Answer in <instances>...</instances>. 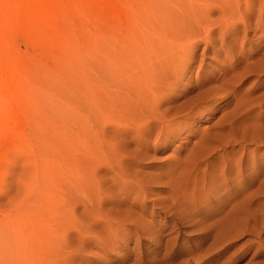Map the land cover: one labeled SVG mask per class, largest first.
<instances>
[{
    "label": "rangeland",
    "instance_id": "374dc122",
    "mask_svg": "<svg viewBox=\"0 0 264 264\" xmlns=\"http://www.w3.org/2000/svg\"><path fill=\"white\" fill-rule=\"evenodd\" d=\"M219 1L0 0V264H264L262 2Z\"/></svg>",
    "mask_w": 264,
    "mask_h": 264
},
{
    "label": "bare ground",
    "instance_id": "6f19581e",
    "mask_svg": "<svg viewBox=\"0 0 264 264\" xmlns=\"http://www.w3.org/2000/svg\"><path fill=\"white\" fill-rule=\"evenodd\" d=\"M220 1H222V0H220ZM219 1V2H220ZM233 1V0H232ZM241 1V0H240ZM197 2V1H196ZM234 2H237V6H236V8H234V6H235V4H232L231 2H229V4H227V2L226 1H222V3H220V6H219V8H220V10L223 12V11H226L225 9H229V10H231V12H235L236 10L238 11V13L240 12V15H241V11H239L238 10V8H239V6H240V2L238 3V0L237 1H235L234 0ZM242 2H244V9L246 10V14H249L250 12H248V10L251 8L250 6H252V7H254L253 6V4H254V2H262L261 3V5H262V8H263V13H262V17H263V15H264V0H243V1H241V3ZM194 3V2H193ZM150 4V3H149ZM186 4H188V3H185V5ZM196 4V3H195ZM194 4V5H195ZM238 4H239V6H238ZM251 4V5H250ZM257 4V3H256ZM260 4V3H259ZM151 5V4H150ZM184 5V6H185ZM204 5V4H203ZM152 6V5H151ZM196 6V5H195ZM202 6V5H201ZM147 7V6H146ZM198 7V6H197ZM148 8V7H147ZM195 8V7H194ZM262 8H260V9H262ZM185 9V8H184ZM200 9V8H199ZM240 9V8H239ZM243 9V10H244ZM152 10V9H151ZM193 10L194 9H192V6H189V13H191V12H193ZM219 10V11H220ZM228 10V11H229ZM235 10V11H234ZM145 12H146V10H145ZM144 12V13H145ZM198 12V11H197ZM196 12V13H197ZM252 12V11H251ZM200 13V12H199ZM148 15H149V13H147ZM146 14V15H147ZM154 14V13H153ZM193 14V13H192ZM200 14H203V13H200ZM225 14V13H224ZM223 14V15H224ZM235 15H236V13H234ZM151 15H152V11H151ZM156 15V14H155ZM222 15V16H223ZM239 15V14H238ZM143 16H144V14H143ZM150 16V15H149ZM233 17V16H232ZM240 17V16H239ZM243 17H244V15H243ZM144 18V17H143ZM190 18V17H189ZM231 18V17H230ZM243 19V18H242ZM222 20V19H221ZM228 20V19H227ZM231 20V19H230ZM234 20V19H233ZM262 20V19H261ZM223 21H225V20H223ZM235 21V20H234ZM261 22V21H260ZM223 23V22H222ZM232 23V22H231ZM259 23V22H258ZM195 24H198V23H195ZM235 25V24H234ZM200 28V27H199ZM192 29V28H191ZM196 29H197V27H196ZM257 29H260L259 28V26H257ZM174 30V29H173ZM195 30V29H194ZM203 30H204V27H203ZM187 31V30H186ZM193 31V30H192ZM221 31V30H220ZM188 33V32H187ZM205 33V32H204ZM171 34H173V33H171ZM193 35V34H192ZM191 35V36H192ZM195 35H197V34H195ZM169 36H170V34H169ZM182 36V35H181ZM174 37V36H173ZM208 37H210V36H208ZM172 38V37H171ZM194 39V38H193ZM172 40V39H171ZM174 40V39H173ZM175 40H176V38H175ZM198 40V39H197ZM146 41V40H145ZM160 41V40H159ZM187 41V40H186ZM145 43V42H144ZM154 43H156V41L154 42ZM162 43H163V45H164V42L162 41ZM172 43V42H171ZM187 43H189V42H187ZM221 43V42H220ZM149 44H150V42H149ZM173 45H174V41H173V43H172ZM139 45H140V42H139ZM147 45V44H146ZM157 45V44H156ZM161 45V44H160ZM178 46L179 45H177L176 46V48H178ZM138 47V46H137ZM143 47V46H142ZM157 47V46H156ZM161 48V47H160ZM170 48V47H169ZM175 48V47H174ZM141 49V48H140ZM156 49V48H155ZM172 49H173V46H172ZM151 50V49H150ZM163 50V49H162ZM178 51V50H177ZM139 52V51H138ZM155 52H156V50H155ZM176 52V51H175ZM179 52V51H178ZM178 52H177V54H178ZM139 53H141V51L139 52ZM160 53H162V51L160 52ZM164 53V52H163ZM163 53H162V55H163ZM165 53H166V51H165ZM171 54H172V51L170 52ZM169 53V54H170ZM264 53V52H263ZM179 55V54H178ZM262 55H264V54H262ZM141 56V55H140ZM154 56V55H153ZM147 58V57H146ZM161 58H162V56H161ZM167 59V58H166ZM140 60V59H139ZM151 60H152V57H151ZM183 60V59H182ZM181 60V61H182ZM153 61V60H152ZM152 61H149L150 63L152 62ZM186 61V60H185ZM157 62V61H156ZM167 62V61H166ZM158 63H161V62H158ZM253 63H254V61H253ZM256 63V62H255ZM159 65V64H158ZM168 65V64H167ZM257 67H255V65L254 66H252V67H254V69H257L259 72H262V71H264V56H263V58L261 59V60H259V61H257ZM172 66V65H171ZM180 66V65H179ZM165 67V66H164ZM143 68V67H142ZM176 68V67H175ZM253 68H252V71L254 70ZM146 70V69H145ZM167 70V69H166ZM168 70H169V68H168ZM257 70H255V72H258ZM172 71V70H171ZM150 72V71H149ZM152 72H153V69H152ZM152 72H150V74L152 73ZM250 72H251V70H250ZM161 73H162V71H161ZM161 73H160V75H161ZM239 73V72H238ZM141 75V74H140ZM144 72L142 73V75H141V78H142V76H143V78H144ZM239 75V74H238ZM246 74H243V77L245 76ZM152 76V75H151ZM150 77V76H149ZM237 77V76H236ZM151 78V77H150ZM153 78V77H152ZM158 79V78H157ZM163 79V78H162ZM157 81H159V80H157ZM164 81V80H163ZM143 82V81H142ZM165 82V81H164ZM163 82V83H164ZM172 82H173V80H172ZM141 83H139V85H140ZM147 84H148V80H147ZM142 85V84H141ZM140 85V86H141ZM154 85V84H153ZM159 85V84H158ZM149 88H147L146 87V84H145V87L144 86H141L140 87V89H139V93H138V97L140 98V103H139V105H140V107H141V109H142V111H141V113H142V115H140L139 116V118L137 119V121H139L138 122V124H137V126L138 125H142V124H144L145 122H143L142 120L144 119V118H146V116L148 117V118H153V117H155L156 116V114H159L160 112H159V110L157 109V102L158 101H156L157 99V97L159 96L158 94H156V97H155V93H156V90H155V92L154 91H152V90H150V89H153V88H150V86H149V84L147 85ZM234 91H235V89L234 90H232V94L234 93ZM123 92V91H122ZM112 93V92H111ZM205 94L207 95V92H202V94H200L199 95V97H198V101L199 102H203L204 101V99L206 98L205 97ZM208 94H210V93H208ZM211 95V94H210ZM210 97V96H209ZM156 100H155V99ZM197 98V97H196ZM127 99V98H126ZM125 99V100H126ZM120 100H121V97H120ZM124 100V98H123V101H125ZM197 101V102H198ZM206 101V100H205ZM209 101V100H208ZM260 101V100H259ZM116 102V101H115ZM121 102V101H120ZM207 102V101H206ZM205 102V103H206ZM123 103V102H122ZM121 103V104H122ZM117 104V103H116ZM115 104V105H116ZM196 105H197V103H195ZM203 104V103H202ZM134 105V104H133ZM246 105V104H245ZM244 105V106H245ZM256 105V104H255ZM112 106V105H111ZM110 106V107H111ZM124 106V105H123ZM195 105L193 104V107H194ZM207 106V105H206ZM206 106H204V107H206ZM160 107V106H159ZM199 107V106H198ZM197 107V108H198ZM249 107V106H248ZM122 108V107H121ZM197 108H194L195 110L197 109ZM200 108V107H199ZM198 108V109H199ZM123 109H125L124 107L122 108V110ZM200 109H202V107L200 108ZM203 109H205V108H203ZM253 109V108H252ZM190 110H191V108H190ZM202 111V110H201ZM120 112H121V110H120ZM200 112V111H199ZM235 112V111H234ZM233 112V113H234ZM191 113V112H190ZM233 113H232V115H233ZM236 113V112H235ZM122 114V113H121ZM143 115H145V117L143 116ZM231 115V116H232ZM235 115V114H234ZM229 116H230V114H229ZM233 117V116H232ZM231 117V118H232ZM130 118V117H129ZM136 118V117H135ZM128 119V118H127ZM132 120H133V118H132ZM168 120V119H167ZM130 121V120H129ZM134 121V120H133ZM172 121V120H171ZM230 121V120H229ZM256 122V121H255ZM255 122L253 123V124H255ZM147 124L149 123L150 124V122L149 121H147L146 122ZM232 123V122H231ZM252 124V125H253ZM146 125V124H145ZM164 125V124H163ZM257 126V125H256ZM245 128V127H244ZM168 129V127H167V125L166 126H163V127H161L160 129H159V132H163V130L164 131H166ZM124 133V132H123ZM204 137V136H203ZM207 137V136H206ZM260 137V136H259ZM262 137V136H261ZM260 137V138H261ZM262 140H263V137L261 138ZM202 140H203V138H202ZM207 140V139H206ZM205 140V141H206ZM258 140H260V139H258ZM262 142H264V141H262Z\"/></svg>",
    "mask_w": 264,
    "mask_h": 264
}]
</instances>
